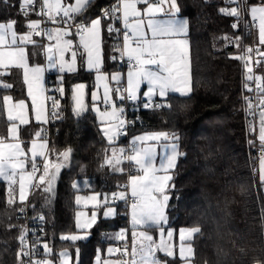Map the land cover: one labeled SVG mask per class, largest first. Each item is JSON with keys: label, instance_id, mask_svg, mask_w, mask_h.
Listing matches in <instances>:
<instances>
[{"label": "snow or ice", "instance_id": "6c2138e0", "mask_svg": "<svg viewBox=\"0 0 264 264\" xmlns=\"http://www.w3.org/2000/svg\"><path fill=\"white\" fill-rule=\"evenodd\" d=\"M18 15H22L26 22L27 32L18 34L16 26L18 20L8 18L0 21V92L12 90L15 83L11 77L22 73L23 83L27 85V95L31 97V110L35 114L38 123H50L48 117H58L57 109L60 100L55 96H43V73L45 69L40 66L30 65L28 54L23 45L36 44L33 36L46 35L49 41H55L54 46L49 45L47 52L48 67L55 68L59 73L74 72L77 70V50H74V40L79 38L77 49L83 64L88 71L96 73L97 81H105L102 98L97 93H92L94 102L93 111L100 117L104 137L109 145H113L121 135L125 134L126 121L123 119L124 108L117 107L114 97L119 100L137 101L140 96L146 98L141 101L144 109H158L168 107L170 94H179L180 97H188L192 91L190 75V43L188 39L189 20L180 16V0H111V3L100 7L97 15L92 16L91 10L96 7L98 0H18ZM229 7H220L219 13L226 17L235 18L231 24L233 29H238L244 16L250 13L252 23L258 27V47L248 46L243 53L233 55L231 58L240 60L245 69L243 88L248 92L256 91L258 105L253 99L244 96L248 115H255L259 107V148H260V182L264 185V75H256L252 64L259 66L264 63V0L259 5L249 4L248 0H224ZM143 5V7H140ZM234 5V6H232ZM0 6L4 8L15 7L14 0H0ZM164 14L166 19L158 18ZM36 19H31L32 15ZM258 21V24L256 23ZM44 24L45 27H41ZM48 24L55 27H48ZM24 27V25H21ZM114 39L112 56L127 59L128 71L126 75L127 86L123 89L110 88L107 81L121 83L120 74H105L102 71V40L104 35ZM237 48L241 43V37L225 36L223 38ZM43 47V45H41ZM71 52V59H65V53ZM262 59L253 61L252 53ZM62 80V78H61ZM250 82L255 83V89ZM147 86V90L141 92V85ZM84 84H78L72 89L73 113L79 117L86 111L83 100ZM61 95L65 89L61 86L56 89ZM159 97L157 102L154 98ZM51 100L50 110L46 108V101ZM100 101L105 106L101 111L96 102ZM2 107L7 112L9 127L7 136L0 135V182L6 184V203L13 208L17 203L20 207L15 209L19 214L27 216L31 209L37 214L31 219L39 223V232L46 235L43 225L45 216L37 212L36 206L28 200L30 193L42 191L51 195L53 185L61 168L66 166L71 155L68 148L58 154L59 162H52L49 156L54 149H49V140L45 137V130L41 128L34 133L37 139L28 142L20 139V126L29 125L28 106L24 99L13 103L12 95H3ZM109 107L111 110H109ZM18 122V123H17ZM249 131L255 128L250 124ZM9 140L11 142H9ZM39 140V143L37 142ZM179 134L176 132H157L135 137L127 151L120 148H112L111 155L105 154L101 167L109 166L113 171H123L120 165L126 159L135 166L136 175H130L129 183L125 191L112 194L113 202L116 200H131V222L133 227L131 251L129 246L124 245L122 255L126 258L117 264H170L167 259H161L157 253H163L164 257L176 259L174 246L170 243L173 231H167L166 241L163 225L167 223V209L171 197L170 192L175 190L173 182L174 169L182 153L179 151ZM167 141L163 146V154L157 164L156 146ZM249 145L255 147L253 140ZM23 145V146H22ZM30 153V156H29ZM38 158L39 161H38ZM62 158V160H60ZM87 185V181L85 182ZM73 187H77L76 184ZM130 190V192H129ZM18 197V200H17ZM81 200L92 202L93 208L101 203L104 207L103 216L109 217L115 214V209L109 204L105 195L95 193L87 197H76L77 204ZM77 213V228L81 230L91 229L98 220L96 211L83 224ZM19 218V217H18ZM17 227L9 225V229ZM142 229L137 233L136 229ZM149 229H159L160 241L157 243L153 236L148 233ZM31 231L34 242L29 241ZM199 227L183 228L179 232V259L182 264H192L194 257L193 238L200 233ZM87 238L85 235H61L60 239L75 243ZM114 239L124 240L123 232L117 233ZM17 239L19 248L16 253L17 264H69L70 253L65 249L54 253L48 242L44 241L43 235L37 234V228L29 229L27 225L19 228ZM187 242V243H185ZM43 248L42 258H36V253ZM114 250L108 249L109 254ZM79 254V248L76 249ZM56 259H53V256ZM27 258V259H25ZM99 264V257H97ZM104 264H109L105 261ZM256 264H264V260L256 261Z\"/></svg>", "mask_w": 264, "mask_h": 264}, {"label": "trees", "instance_id": "16d2710c", "mask_svg": "<svg viewBox=\"0 0 264 264\" xmlns=\"http://www.w3.org/2000/svg\"><path fill=\"white\" fill-rule=\"evenodd\" d=\"M14 2L15 7L0 6V21L18 20L16 29L23 34L27 32L26 22L18 15V0ZM109 3L111 0H98L90 14L97 15L100 7ZM250 3L259 4L260 0H250ZM180 5V16L189 20L192 93L188 97H168L171 108L152 110L130 104L129 113L139 117V121L126 139L110 146L91 110L84 117L76 119L73 116L70 89L81 82L88 84L90 105L94 73L81 66L74 74L51 75L52 85L62 86L65 92L59 99L60 116L53 127L50 149L54 151L49 159L59 162L58 154L70 148L73 160L63 173L57 194L52 196L37 190L29 202L45 216L44 241L50 244L54 253L65 249L70 252L72 264H95L98 250L103 252L112 245L106 241V235L128 227L125 215L128 209L115 205L116 217L102 218L87 242L61 240V235H72L77 231L78 190L73 185L76 181L89 179L94 181L96 192L112 195L124 191L134 166L125 159L120 165L121 173L109 166L101 167L105 154L110 156L113 147L126 150L136 136L157 132L178 133L182 153L173 172L175 190L169 193L173 198L169 201L168 225L164 228L201 229L192 242L195 264H256V261L264 260V196L253 175L245 130L241 61L231 58L241 54L244 40L241 39L237 48L223 39L225 36L241 37L240 30L231 27L233 19L218 11L224 0H180ZM31 19L36 18L32 15ZM113 40L106 34L102 40L108 73L123 70L112 59ZM37 41L31 47L30 55L36 63L43 64L45 43ZM13 72L17 73L11 77L15 88L0 92V135L4 136H7L9 123L2 107L3 95H12L16 101L28 98L22 73L15 69ZM29 130L31 127H26L21 132L25 134ZM6 199V184L0 182V264H17V236L24 222L22 215L15 211L20 207L19 203L10 208ZM31 212L33 216L37 214ZM10 224L17 227L9 229ZM158 230L148 231L157 233ZM53 259H56L55 255ZM163 259L170 264L180 263L178 258L174 261L168 257Z\"/></svg>", "mask_w": 264, "mask_h": 264}, {"label": "crops", "instance_id": "0c3cea01", "mask_svg": "<svg viewBox=\"0 0 264 264\" xmlns=\"http://www.w3.org/2000/svg\"><path fill=\"white\" fill-rule=\"evenodd\" d=\"M140 7H143V5H140ZM182 17V16H181ZM158 18H161V19H166L167 17L166 16H164V14H159L158 15ZM183 18H185V17H183ZM17 30V29H16ZM18 32V31H17ZM18 34H20L19 32H18ZM188 39H189V31H188ZM33 40L34 41H36V43H38L39 41H37V39L36 38H34L33 37ZM189 43H190V41H189ZM54 44H55V41H49V40H47L46 42H45V45H44V48L45 47H47L48 45H53L54 46ZM79 44V39H76L75 38V40H74V50H77V65H76V67H77V70L76 71H74V72H64V73H59L58 71H57V69H55V68H49L48 66H46L45 67V71H44V73H43V89H44V92H43V96H47V90H46V76H47V74H61V75H65V74H74V73H76V72H78L79 71V69H80V67L81 66H83V68L85 69V71H87V72H91V73H94L95 74V85H94V88H93V90L91 91V95H90V99H91V104L89 105V110H91L92 111V113L95 115V117H96V119H97V122L99 123V126H100V129L102 128V127H106L107 125H102L101 124V121H100V117L98 116V114L95 112V111H93V107H94V102H93V100H92V93L93 92H95V93H97V95L99 96V97H101L102 98V96H103V85H104V83H105V81H97L96 80V73L94 72V71H88L87 70V68H86V65H84L83 64V61H82V59H81V56H80V53L83 51L82 49H77L76 48V45H78ZM24 47H25V49H26V53L28 54V58H29V63H30V65H34V66H40V67H42V64H40V63H36L35 61H34V58L33 57H31V53H30V49H31V47L32 46H34L33 44H25V45H23ZM34 52H35V50H32V53L34 54ZM35 55V54H34ZM102 58H103V64H102V71L105 73V74H120L121 76H122V80H121V83L120 84H117L115 81H111L110 79H109V81H107L108 82V84H109V87L110 88H117V87H119V88H123V87H126L127 86V83H126V75H127V71L128 70H114V71H112L111 73H108V72H106L105 71V67H106V62H105V57H104V53H103V41H102ZM65 59L66 60H69L70 61V59H71V52L69 51V52H67V53H65ZM190 75H191V56H190ZM22 79H23V77H22ZM24 84V83H23ZM24 87H25V92H26V95H27V85H25L24 84ZM55 87V86H54ZM191 88H192V86H191ZM147 90V86L146 85H144V84H142L141 85V92H143V91H146ZM191 93H192V91H191ZM190 93V94H191ZM171 95H179V94H170L169 95V97L171 96ZM28 96V95H27ZM114 99H115V102H116V104H117V107H123L124 108V110H125V105H123V103L125 102V101H120L119 100V98H118V95L116 96V97H114ZM157 102H159V100H160V98L159 97H155L154 98ZM143 100H146V98L145 97H143L142 95L140 96V99H138L137 101H135V102H133V101H131V104H132V106H138V105H142V103H141V101H143ZM15 102H18V101H16L14 98H13V103H15ZM25 103H26V105L28 106V109H27V111H28V118H29V120H30V123H29V125H21L20 126V139L22 140V141H25V142H28V144H27V146L28 147H30L31 145H30V141L31 140H33V139H37L35 136H34V133L36 132V131H38V130H40L41 128H43L44 130H45V128H46V125H47V123L46 124H42V123H38V122H36V120H35V114H34V112H32V110H31V97H29L28 96V98H27V100H25ZM46 103V108H47V101L45 102ZM96 106H98L99 108H100V110L101 111H104V108H105V106L103 105V103L102 102H100L99 100L96 102ZM109 110H111V108L109 107ZM5 113H6V116H7V112H6V110H5ZM124 114H125V111H124ZM123 118H124V115H123ZM18 123V122H17ZM259 126H260V117H258V134H259ZM26 127H31V130H29L28 132H25V134H22V129L23 128H26ZM102 134H103V132H102ZM151 134V133H150ZM25 135V136H24ZM144 135H146V134H144ZM144 135H140V136H144ZM104 136V135H103ZM45 137H46V135H45ZM136 137H138V136H136ZM135 138V137H134ZM134 138H132L131 140H130V143L134 140ZM106 139V138H105ZM120 139H121V136L120 137H118V139L115 141V143L114 144H116V143H118L119 141H120ZM107 140V139H106ZM9 142H11L10 140H9ZM37 142L39 143V140H37ZM50 142V141H49ZM148 143H150V144H153V145H155L156 146V151H157V153H158V155H157V164H159V161H160V156L163 154V151H164V149H163V144L164 143H168L167 141H162L161 142V144H159V145H157L155 142H148ZM23 146V145H22ZM48 147H49V149H50V143H49V145H48ZM116 149H117V151H119V149L121 148V147H115ZM180 151V150H179ZM29 156H30V153H29ZM180 158V157H179ZM39 159L40 158H38V161H39ZM179 160V159H178ZM177 163H178V161H177ZM134 166V165H133ZM177 166V165H176ZM135 167V166H134ZM175 170V169H174ZM137 174V173H136ZM136 174H133V175H136ZM172 175H173V173H172ZM88 182L87 183V185H86V183L85 182ZM4 183V182H3ZM76 185H77V187H75V189L76 190H78V194H77V196H80V197H87V196H90V195H93V194H95V193H99V192H96L95 191V189H96V186H95V183H94V181H91V180H89V179H85V180H79V181H76V183H75ZM33 194H34V192H32V193H30V195H29V197H28V200L30 201L31 200V198H32V196H33ZM99 194H101V199L103 198V196H105L106 194H102V193H99ZM52 196H54L55 194H51ZM111 195V194H110ZM76 196V197H77ZM108 197H110V196H108ZM109 199H112V197H110ZM17 200H18V197H17ZM114 203V202H113ZM115 206V205H114ZM76 207H77V213H80V212H84L85 214H82V217H89L90 218V216H91V213H92V211H95L96 210V208H93V206H92V202H85L84 200H81L80 201V203L79 204H77V201H76ZM103 204H101V212H102V210H103ZM103 215L101 214V216L100 217H98V220H97V223L94 225V227L100 222V220L103 218L102 217ZM88 218V219H89ZM167 218H168V215H167ZM88 219H86V220H88ZM76 224H77V216H76ZM128 224H129V221H128ZM168 225V219H167V224L166 225H163V227L165 226H167ZM94 227H92L93 229H94ZM91 228V229H92ZM91 229H87L85 232L86 233H88L87 234V239H85V241H76V242H87L88 240H90L91 239V232H92V230ZM133 230V227H132V229H131V231ZM136 230H138V232L139 231H141L142 229H136ZM176 233H175V235L176 234H178V230H175V229H173ZM148 231V230H147ZM81 232V231H80ZM158 232H159V230H158ZM158 232L156 233V232H153V231H148V233H150V234H153L154 236H155V238H154V240L155 241H157L158 240V237L157 236H159L158 235ZM109 234V235H108ZM107 235H108V237L106 238V241L107 242H109V243H112V246H113V252L109 255V256H107V248H106V250H104L103 252H102V256H101V261H100V264H104V262L105 261H108L109 262V264H117V262L119 261V252H118V249H117V245L120 243V240H118V239H113V238H111V233H108ZM106 235V236H107ZM91 236V237H90ZM128 239L131 241V243H132V236H131V234H128ZM90 237V238H89ZM195 238V237H194ZM194 238H193V240H194ZM193 242V241H192ZM72 243V242H71ZM174 251L176 252V258H178L179 257V255L177 254V252L179 251V247H178V250H177V247L174 249ZM70 253V252H69ZM71 254V253H70ZM158 256L161 258V259H163V257H164V255L163 254H161V253H159L158 254ZM179 259V258H178ZM71 260H72V258H71Z\"/></svg>", "mask_w": 264, "mask_h": 264}, {"label": "built area", "instance_id": "2783aa9c", "mask_svg": "<svg viewBox=\"0 0 264 264\" xmlns=\"http://www.w3.org/2000/svg\"><path fill=\"white\" fill-rule=\"evenodd\" d=\"M248 3L251 4L250 0H248ZM232 6H234V5H232ZM222 7H229V5H227L224 2V5ZM33 16L35 18H37L36 15L33 14ZM232 19H233V22H234L235 18H232ZM47 26L48 27H55V25H52V24H48ZM41 27L43 28V27H45V25L42 24ZM237 30H240L241 38L244 40L241 53H243L244 49L246 47H248V46H251L253 48H256V47L259 46L258 45V39H257L258 27L254 26V24L252 23V18H251L250 13H248L247 15L244 16V19H243L240 27ZM33 37L38 39V40H41L44 43L48 39L47 36L43 35V34L41 36H35L34 35ZM76 38L79 39L78 37H76ZM114 44H115V41L113 40L112 48H113ZM114 54L115 53L113 52V55ZM252 56H253V61H255L257 59H262L261 57L257 56L255 52L252 53ZM113 61H115L117 63L119 68H121L123 70H128V64H127L126 57L123 60L117 58V60H113ZM252 66H253L254 73L256 75H263L262 71H263V68H264V63H261L258 67L255 66V64L253 63ZM241 67H242V75H241V77H242V89H243V94H244L243 97L244 96L251 97L253 99V103L258 105V101L256 100V97H257L258 94L256 93V91L248 92V91L244 90V88H243L245 69L243 67V63L242 62H241ZM250 84H251V87L253 89H255V83L254 82H250ZM123 88H125V87H123ZM56 89L57 88L52 85L51 74H47V76H46V90H47L46 92H47V96H55L58 99H60L61 93L56 91ZM130 104H131V101L125 100V107L126 108H125L124 119L126 121V127H125V134L121 135V139H126L128 137V135H129L130 131L133 129L134 125L137 124L138 121H139V117H134L133 114L129 113L130 112V108H129ZM50 108H51V100H47V109L50 110ZM246 109H247V105L244 103V100H243V112H244L245 130H246V134H247V139H248V141L249 140H253L255 142V145H256L255 147H252L248 143L249 150H250V155H251V165H252V169H253V175H254V178L256 179V182L258 184L259 192L264 196V185L261 184L260 175H259V169H260V148H259V140H258V135H259L258 134V117H259L260 109H259V107L256 108L254 116L253 115H248L247 112H246ZM57 112L59 114L58 115V117H59L60 116V107L57 109ZM58 117H48V119H50L51 122L47 123V125H46L45 135H46V138L49 141H51V138L53 136V133H54L53 132V127L55 126ZM250 124L255 128V131L251 132V133L249 131V125ZM130 145H131V143H128L127 149L130 147ZM127 149H126V151H127ZM131 173L132 174H136L135 167L132 168ZM130 203H131L130 199H129V202L127 204L125 203V201L123 202L121 200L114 201V205H123V206H125L128 209L126 214H125L126 217L128 218V221H129L128 211H129V209H131ZM32 217H33V214L31 212V209H29L28 212H27V216L26 217L22 215L23 222H24L23 225H27L29 227V229H31L33 227H36L37 228V234L45 236L43 233L39 232V223L32 221V219H31ZM43 228H44V232L46 233V229H45L44 225H43ZM123 233H124L125 239L124 240H120V243L117 245V249H118V252H119V261H122V260L126 259L122 255L125 244H127L129 246V252L131 251V244L132 243L128 239V235L125 232H123ZM28 239H29V241L34 242V237L32 236L31 231L29 232ZM42 252H43V248L41 247L36 253V258H42ZM25 259H27V258H25Z\"/></svg>", "mask_w": 264, "mask_h": 264}, {"label": "rangeland", "instance_id": "374dc122", "mask_svg": "<svg viewBox=\"0 0 264 264\" xmlns=\"http://www.w3.org/2000/svg\"><path fill=\"white\" fill-rule=\"evenodd\" d=\"M215 1H221V0H215ZM255 5H259V4H255ZM257 24H258V21H257ZM258 36H259V33H258ZM49 46V45H48ZM47 47H45L44 48V63L42 64V67L45 69V67L46 66H48V60H47V52H46V49ZM262 50H264V49H262ZM264 75V74H263ZM124 119V118H123ZM116 172H120L121 173V171H116ZM129 192H130V190H129ZM106 196L108 197V196H110V197H112V195H110V194H106ZM110 197H108V201H109V204L115 209V214L114 215H112V216H109V217H104V216H102L104 219H113V218H115L116 217V215H117V208L114 206V203H113V200L112 199H109ZM124 202V201H123ZM102 204V203H101ZM101 204L99 205V206H97V208H96V212H97V214H98V217H100L101 216V214L103 215V212H104V208H103V210H102V212H101ZM80 213H82V214H85L84 212H80ZM128 214H129V224H128V227L127 228H125V229H123V230H121V231H115V232H112L110 235H111V238L112 237H114L117 233H120V232H125L127 235L128 234H131V236H132V233H133V231L134 230H132L131 231V229H132V222H131V209H129V211H128ZM166 215H167V213H166ZM89 217H82V215L79 217V219H80V223L81 224H83L85 221H86V219H88ZM167 224V223H166ZM165 224V225H166ZM94 227V226H93ZM165 227V226H164ZM76 229H77V231L75 232V233H73L72 235H85L86 234V230H81V229H78L77 228V224H76ZM93 229V228H92ZM91 229V230H92ZM129 229H130V231H129ZM169 230H171V231H173V237H172V239H171V241H170V243L174 246V249L177 247V250H178V247H179V245H180V238H179V232H180V230H178V234H176L175 235V233L177 232H175L173 229H169V228H164V231H165V235H164V239L167 241L168 240V238H167V231H169ZM81 231V232H80ZM135 231H137V233H138V230H135ZM88 234V233H87ZM150 234V233H149ZM109 235V234H108ZM108 235L106 236V238L108 237ZM150 235H152L153 236V239L155 238V236L153 235V234H150ZM158 235L159 236H157L158 237V240L156 241L157 243H159V241H160V239H161V237H160V231L158 232ZM92 236V235H91ZM90 236V237H91ZM89 237V238H90ZM129 237V236H128ZM87 239V238H86ZM114 239V238H113ZM78 241H85V239H83V240H78ZM71 242V241H70ZM73 243V242H72ZM75 243H77V242H75ZM185 243H187V242H185ZM109 248H112L113 249V246L112 245H109L108 246V248H107V256H109L110 254H109V252H108V249ZM193 248H194V246H193ZM159 253H157V255H158ZM161 254H163V253H161ZM177 254L179 255V251L177 252ZM101 256H102V252H101V250H98V253H97V256H96V259H95V264H97V257H99V264H100V261H101ZM71 254H70V258H69V264H72V260H71ZM179 258V257H178ZM194 259H195V249H194V257H193V259H192V264H195V262H194ZM179 261H180V263L179 264H182V261L179 259Z\"/></svg>", "mask_w": 264, "mask_h": 264}, {"label": "water", "instance_id": "95a60500", "mask_svg": "<svg viewBox=\"0 0 264 264\" xmlns=\"http://www.w3.org/2000/svg\"><path fill=\"white\" fill-rule=\"evenodd\" d=\"M78 84H84V85H85L84 95H83V100H84V104H85V107H86V111H85L82 115L79 116V117H84V116H86V115L88 114V112H89V103H88L89 91H88V84L83 83V82L78 83ZM78 84H75V85H73V86L71 87V89H70V91H71V96H72V89H74V88L76 87V85H78ZM71 105H72V109H73V101H72V99H71ZM72 113H73V110H72ZM73 116H74L76 119L79 118V117H77L74 113H73ZM72 160H73V155H72V152H71L70 159H69L68 163H66V166H65V167L61 168V170H60V172H59V174H58V177H57V179H56L55 182H54V185H53V194H57V192H58V187H59V182H60V180H61V178H62V176H63L64 171H65L66 168L71 164Z\"/></svg>", "mask_w": 264, "mask_h": 264}]
</instances>
